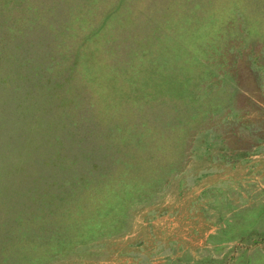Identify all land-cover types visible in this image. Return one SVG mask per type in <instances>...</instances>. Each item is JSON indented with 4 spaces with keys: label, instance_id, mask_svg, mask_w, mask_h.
Wrapping results in <instances>:
<instances>
[{
    "label": "rangeland",
    "instance_id": "374dc122",
    "mask_svg": "<svg viewBox=\"0 0 264 264\" xmlns=\"http://www.w3.org/2000/svg\"><path fill=\"white\" fill-rule=\"evenodd\" d=\"M0 264H264V0H0Z\"/></svg>",
    "mask_w": 264,
    "mask_h": 264
}]
</instances>
